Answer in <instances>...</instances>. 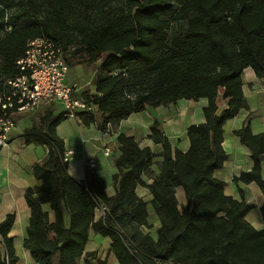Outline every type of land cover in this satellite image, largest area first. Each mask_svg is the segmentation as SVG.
I'll use <instances>...</instances> for the list:
<instances>
[{
	"label": "trees",
	"instance_id": "obj_1",
	"mask_svg": "<svg viewBox=\"0 0 264 264\" xmlns=\"http://www.w3.org/2000/svg\"><path fill=\"white\" fill-rule=\"evenodd\" d=\"M6 18L11 29L0 34L1 77L18 74L17 60L41 36L62 48L69 67L100 63L91 84L99 95L93 103L103 116L102 130L146 107L180 99L208 102L205 121L186 131L184 153L172 155L158 124L151 126L150 138L163 147L160 175L147 186L160 220L156 241L138 230L150 225L146 204L134 192L145 186L141 175L156 154L119 135L116 194L107 197L92 169H85L80 182L67 174L64 144L56 134L63 114H49L41 127L26 130L25 143L48 148L33 168L42 185L24 193L30 218L23 248L36 264H107L84 252L90 230L110 239L118 264H264V231L245 219L253 205L225 196L214 177L227 158L223 125L244 106L243 71L251 68L264 79V0H0V32ZM179 23L181 33L171 35ZM221 92L226 107L218 113ZM78 117L85 126L96 119L90 113ZM234 134L253 161L251 171L234 182H254L264 194V134L253 135L248 123ZM178 187L188 201L182 210ZM101 206L104 215L96 217ZM260 214L264 218V206ZM13 221L8 215L0 223V264L18 261L9 237Z\"/></svg>",
	"mask_w": 264,
	"mask_h": 264
},
{
	"label": "crops",
	"instance_id": "obj_2",
	"mask_svg": "<svg viewBox=\"0 0 264 264\" xmlns=\"http://www.w3.org/2000/svg\"><path fill=\"white\" fill-rule=\"evenodd\" d=\"M99 66L100 63L93 67L85 65L69 67L67 80L80 84L81 96H98L91 82ZM241 79L244 106L223 125L222 148L227 158L222 167L215 171L214 177L223 183L225 196L253 205L245 219L256 231H264V218L260 214V208L264 206V194L254 182L248 184L234 182V178L250 172L253 166L249 150L240 143L234 133L248 123L253 135L264 134V79L258 78L251 68L243 71ZM216 103L220 113L226 107L222 92L219 93ZM207 104V99L204 98L196 101L180 99L165 106L146 107L118 123L107 125L104 130L100 127L103 116L97 112L95 122L88 126L83 125L79 119L64 117L56 127V134L63 141L64 149L73 151L66 163V172L76 181H84L87 163L94 160L95 167L91 169L103 179L107 197H113L116 194L112 179L117 173L115 160L121 155L117 137L122 134L127 138H133L139 148H148L156 154L157 157L154 158L150 169L141 175L145 186L138 185L134 190L136 196L146 204L147 220L150 225V228L140 227L138 230L142 234H149L156 241L160 220L152 205L153 197L147 186L160 175L162 157L159 155L163 147L150 138L151 126L154 123L158 124L159 132L170 142L172 155L176 150L184 153L189 148L186 131L189 127L205 121L203 110ZM64 112L59 104H41L31 111L12 113L14 124L8 134L7 145L0 148V223L8 215H13L14 221L9 237L13 241L18 257L16 264H36L29 251L23 248L30 218L24 193L28 188L42 185V181L35 178L33 168L36 164L42 163L48 153L46 146L25 143L22 135L30 128L41 127L43 118L49 114L56 117ZM260 164L261 177L264 180V155L260 156ZM175 197L179 210L187 207L188 201L181 187L175 189ZM42 209L49 214L52 221L53 214L49 206L43 204ZM100 216L101 212L97 210L96 217ZM110 244L109 238L90 230L84 252L95 253L98 259L105 260L107 264H118L110 251Z\"/></svg>",
	"mask_w": 264,
	"mask_h": 264
},
{
	"label": "built area",
	"instance_id": "obj_3",
	"mask_svg": "<svg viewBox=\"0 0 264 264\" xmlns=\"http://www.w3.org/2000/svg\"><path fill=\"white\" fill-rule=\"evenodd\" d=\"M9 26L6 31H9ZM16 76L2 81L0 97V148L7 145L8 134L13 127L12 113L27 112L38 105L59 104L66 117L79 119L82 113L95 114L97 105L93 103L97 97H83L78 83L68 81L69 66L65 61V53L52 39L41 36L31 40L22 58L17 60ZM8 109L12 110L11 112ZM73 154L71 149L65 150L62 162L67 163ZM88 168H94V160H89ZM101 216L105 208L98 209Z\"/></svg>",
	"mask_w": 264,
	"mask_h": 264
},
{
	"label": "rangeland",
	"instance_id": "obj_4",
	"mask_svg": "<svg viewBox=\"0 0 264 264\" xmlns=\"http://www.w3.org/2000/svg\"><path fill=\"white\" fill-rule=\"evenodd\" d=\"M17 25L19 26V24H17ZM9 26H10V24L8 23L7 18L4 19L3 30L0 32V34H3V33H5V32H7L6 29H8ZM183 27H184V24H183V23H179V24H177V25H176V29H175L176 32H175L174 30H172L170 34L172 35V34H174V33H176V34L181 33ZM80 65H82V64H80ZM75 66H76V65H75ZM85 67H90V66H86V65H85ZM94 68H95V67H94ZM2 81H3V77H1V75H0V85L2 84ZM73 82H76V81H73ZM76 83H78V82H76ZM78 84H79V83H78ZM79 85H80V84H79ZM0 94H1V86H0ZM0 97H1V95H0ZM63 116L66 117V116H65V112H64ZM64 151H65V150H64ZM80 263L82 264V261H81Z\"/></svg>",
	"mask_w": 264,
	"mask_h": 264
}]
</instances>
